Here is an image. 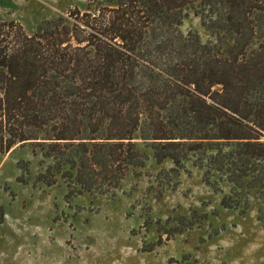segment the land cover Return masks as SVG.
<instances>
[{
    "label": "trees",
    "instance_id": "trees-1",
    "mask_svg": "<svg viewBox=\"0 0 264 264\" xmlns=\"http://www.w3.org/2000/svg\"><path fill=\"white\" fill-rule=\"evenodd\" d=\"M104 1L0 22V157L29 143L49 160L35 179L72 197L113 192L149 148L173 186L191 161L231 184L223 207L254 193L264 220V0ZM191 14L207 40L181 31Z\"/></svg>",
    "mask_w": 264,
    "mask_h": 264
},
{
    "label": "rangeland",
    "instance_id": "rangeland-1",
    "mask_svg": "<svg viewBox=\"0 0 264 264\" xmlns=\"http://www.w3.org/2000/svg\"><path fill=\"white\" fill-rule=\"evenodd\" d=\"M99 2L106 3L0 0V22L32 31L42 19ZM180 29L211 36L192 14ZM19 144L0 157V264H264L262 202L252 193L246 210L223 207L231 184L217 173L208 184L188 161L173 186L163 171L172 161L159 164L144 148L145 166L131 168L113 192L69 197L62 178L51 185L35 179L49 160ZM20 159L30 162L25 181L17 179Z\"/></svg>",
    "mask_w": 264,
    "mask_h": 264
}]
</instances>
